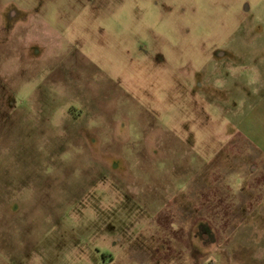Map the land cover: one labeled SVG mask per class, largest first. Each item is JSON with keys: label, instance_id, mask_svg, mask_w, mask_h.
<instances>
[{"label": "rangeland", "instance_id": "1", "mask_svg": "<svg viewBox=\"0 0 264 264\" xmlns=\"http://www.w3.org/2000/svg\"><path fill=\"white\" fill-rule=\"evenodd\" d=\"M0 264H264V0H0Z\"/></svg>", "mask_w": 264, "mask_h": 264}, {"label": "crops", "instance_id": "2", "mask_svg": "<svg viewBox=\"0 0 264 264\" xmlns=\"http://www.w3.org/2000/svg\"><path fill=\"white\" fill-rule=\"evenodd\" d=\"M196 178H197V188H200L201 189V187L199 186L200 185V182H203L202 180L203 179H205V178H208V175L206 176L205 175V173L203 172V171H200L199 173H197V175H196ZM200 181V182H199ZM191 208V206H190V204L189 203H187V204H185V210H184V212L186 213L187 211H190L191 212V210H192V208ZM188 215H189V213H187Z\"/></svg>", "mask_w": 264, "mask_h": 264}]
</instances>
